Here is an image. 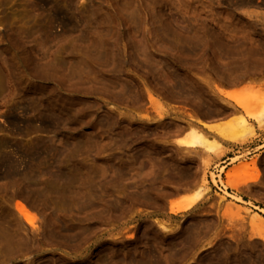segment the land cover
Returning a JSON list of instances; mask_svg holds the SVG:
<instances>
[{
  "label": "rangeland",
  "instance_id": "rangeland-1",
  "mask_svg": "<svg viewBox=\"0 0 264 264\" xmlns=\"http://www.w3.org/2000/svg\"><path fill=\"white\" fill-rule=\"evenodd\" d=\"M263 98L264 0H0V151L24 172L93 170L83 189L104 200L84 212L22 199L32 244L8 264H264V229L251 225L264 223V127L252 119ZM196 132L215 152L177 145ZM8 182L0 219L15 227ZM58 214L67 238L35 236Z\"/></svg>",
  "mask_w": 264,
  "mask_h": 264
},
{
  "label": "bare ground",
  "instance_id": "bare-ground-1",
  "mask_svg": "<svg viewBox=\"0 0 264 264\" xmlns=\"http://www.w3.org/2000/svg\"><path fill=\"white\" fill-rule=\"evenodd\" d=\"M43 1V0H42ZM57 21L65 24V27L67 25H70L68 20L66 21V17L64 15L63 18L58 15V17L55 16ZM167 31L173 32L171 29V26L169 24H166V27H163ZM162 28V29H163ZM29 65L32 66L34 71H32L33 76L38 78H43L42 74L38 71V69L46 70L43 68L41 64L35 63L34 61H28ZM47 68L49 69V65H47ZM37 69V70H36ZM35 72V73H33ZM38 73V74H37ZM220 89V88H219ZM222 94H225L226 97L234 102H236V95H231L224 93L220 90ZM260 97V96H258ZM262 97V96H261ZM256 101V100H255ZM43 103V101H40ZM150 102L153 106L158 103L157 100L154 102V99L152 96H150ZM155 103V104H153ZM237 106L242 107L245 109L244 104H239L236 102ZM261 110L259 109L258 113L255 114L252 119L256 121L259 128L264 127V98L261 100L260 105ZM42 107V106H41ZM259 108V107H258ZM39 112H43L44 114H49L48 109L43 108V110L38 109ZM47 122H44V125ZM49 125V124H48ZM204 126L210 130V131H218L220 132V135L228 140L233 141V133L230 131H221L220 125L218 123H204ZM239 130L245 131L252 129V126L248 123L247 119H241L240 123L236 127ZM236 129V130H237ZM235 130V132H237ZM248 130V131H249ZM250 132V131H249ZM244 133V132H243ZM248 133V132H247ZM252 133V132H251ZM177 145L185 148H193L196 146H204L208 148L211 151H214L215 148L219 146V144L215 143L212 140H208L202 133L196 132L194 133L192 139H186L178 138L177 139ZM71 151V150H68ZM215 152V151H214ZM233 161V160H232ZM231 161V162H232ZM64 163H60L55 165V168L51 171L44 170L40 172H24L21 168L18 167V161L8 152L1 150L0 151V182H4V186H7L8 181H13L14 186L16 190L14 192L15 195L19 200L16 202V212L19 215L18 218L15 220L13 219V224L15 227H3V222L0 219V257H5L6 259L3 261L5 264H8L9 260L14 257L18 256L21 253H25L30 249V246L32 244V238L28 235H25V237L21 236V233L19 230L23 227L24 222L34 227V220L35 217L30 212L28 206L23 202L22 199H33L34 197L40 198L41 200H47V199H57L64 202H67L68 200H71L73 202V205L80 210H83L84 212L88 211H94L95 204L100 200V203H104V200L101 196V199L99 196L93 195L91 189H87L83 187L85 186V181H89L88 176L93 177L95 176L93 170H88V173L84 172L83 170H73L68 168L67 166L63 165ZM103 172V171H102ZM105 175V171L102 174V176ZM101 176V177H102ZM228 178V186L232 187V175L229 173L227 174ZM89 186V184H88ZM106 190V188H105ZM104 191V187H103ZM107 191V190H106ZM105 191V193H106ZM92 192V193H91ZM96 196V197H95ZM201 194L197 193V198L192 201L187 207L184 208V210H187L189 208H192L201 198ZM170 209L172 213H178L181 211V208H178L176 204L172 203L170 205ZM64 217V216H63ZM62 215L58 214L54 219L52 220H44L42 221V227L39 229H36V232H34L35 236H41V238H45L46 240L51 239H62L67 238L68 234L67 231L70 229V225L67 224L66 217L63 218ZM74 224L77 226L80 225L81 228H83L84 224L82 221V215H75L74 217ZM65 219V220H64ZM251 225L255 228H261L264 229V223L258 219V218H251ZM74 226V225H73ZM75 230V226L73 228ZM152 258L150 260L151 264H159L156 258ZM6 260H8L6 262ZM43 264H52L50 260H46L43 262ZM143 264H148L147 262H144ZM161 264V263H160Z\"/></svg>",
  "mask_w": 264,
  "mask_h": 264
}]
</instances>
